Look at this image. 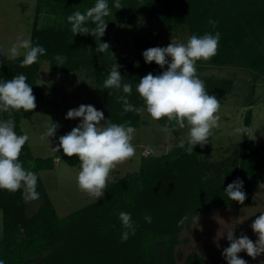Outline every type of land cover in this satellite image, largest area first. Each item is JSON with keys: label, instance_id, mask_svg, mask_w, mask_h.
<instances>
[{"label": "trees", "instance_id": "1", "mask_svg": "<svg viewBox=\"0 0 264 264\" xmlns=\"http://www.w3.org/2000/svg\"><path fill=\"white\" fill-rule=\"evenodd\" d=\"M95 2L37 0L38 14L47 9L59 17L56 26L38 28L37 21L34 22L31 41L34 46H43L46 54L27 67L20 66L23 57L0 64V80L26 75L35 103L44 104V91L37 82L42 61L49 62L51 79L81 69L90 70L95 94L106 106V119L117 124L131 121V126L139 129L144 125L141 115L124 113L122 104L117 102V97L123 95L122 89L101 86L112 65L119 64L122 82L133 86L129 101L142 107L143 100L136 92L139 79L148 73L159 75L167 69V66L161 69L155 62L146 63L143 56L132 61L111 56V49L117 43L111 33L118 29L113 18L119 16L131 22L140 14L155 18L175 37L181 28H187L190 36L219 32L217 54L208 61H197V67L238 66L254 72L255 79L264 75V0H120L121 9L113 7L115 0H108L110 15L105 17L107 29L100 38L110 44L105 53L95 51L96 37L74 35L67 20L73 12L83 13ZM210 20L218 21L215 28ZM88 27L95 25L89 22ZM56 55L67 58L62 66H57ZM202 80L209 95H215L220 103L232 90L231 81ZM29 114L13 111L18 135L23 134L22 121ZM3 116L7 118V114ZM252 120V111L248 110L244 126L252 128ZM159 121L167 123L166 118ZM171 134L178 136L177 130ZM251 144L250 136L242 135L240 150L221 165L203 159L207 144L203 148L196 145L191 154L187 152L186 142L165 155L142 157L139 170L108 184L101 201L59 218L40 175L55 168L54 158L35 157L27 141L19 159L26 170L36 173V190L42 204L35 214L29 215L28 203L22 199L23 189L15 193L0 190L3 214L0 260L4 264H179L175 252L177 239L186 226L194 225L195 214L208 215L223 207L240 211L255 198V187L264 168V152L252 149ZM64 160L72 167L80 165L75 156H66ZM238 178L243 181L247 196L243 205L231 201L224 192ZM121 211L131 213L136 225L135 234H130L124 242H121L124 231L119 220ZM145 215L152 217L151 223L145 221ZM183 217H187L185 223L178 226ZM182 264H206V260L193 252Z\"/></svg>", "mask_w": 264, "mask_h": 264}, {"label": "clouds", "instance_id": "2", "mask_svg": "<svg viewBox=\"0 0 264 264\" xmlns=\"http://www.w3.org/2000/svg\"><path fill=\"white\" fill-rule=\"evenodd\" d=\"M116 9L123 8L120 0H115ZM110 15L108 0H96L94 6L85 12L75 11L67 17L74 35H92L96 37L97 53L109 51L110 44L102 42L107 29L105 17ZM95 25L89 28L88 23ZM215 28L218 21L210 20ZM220 33L214 35L206 33L202 36L191 35L186 42L172 38L166 47H150L142 55L146 63L155 62L161 69H167L159 75L148 73L139 79L136 92L143 100V106L133 105L128 96L133 91L131 83L122 82L123 76L120 65L114 63L103 81V89H117L123 95L117 97V102L123 106V112H134L143 116L145 111L156 121L166 118L167 123L161 131L171 133L188 127L187 152L191 154L196 145L203 148L213 134V129L219 127L220 101L215 95H209L205 83L197 75V61H208L217 54ZM46 54L41 45H33L30 38L18 37L7 49L6 54L0 49V55L15 60L23 57L20 66L27 67L37 62L40 56ZM113 54V53H112ZM114 56V54H113ZM170 58V59H169ZM54 59L57 66H62L66 57L56 55ZM136 66L139 64L137 62ZM110 94V93H109ZM32 87L24 74H19L8 80H0V114H7L6 119H0V190L15 193L21 189L22 199L25 203L39 199L37 175L26 170L19 157L29 135L23 129V134L15 131L13 111H33L37 105ZM123 114V113H122ZM66 119H77L81 122L70 132L59 137L58 146L52 148L54 152L61 149L69 158L78 157L80 170L76 175L78 188L93 197L96 201L102 198L107 188L110 173L124 161L133 157L136 147L132 143L136 128L131 121L122 124L113 123L105 119L103 111L97 110L93 105L81 104L78 108L68 110ZM41 139L55 137L59 125L51 121L46 125ZM236 134L253 135V130L247 126L236 128ZM183 147V144H181ZM31 163V162H29ZM244 183L239 178L229 183L224 190L231 201L241 205L247 196ZM145 221L151 223L152 217L145 215ZM187 217L181 218L178 226L183 225ZM124 231L121 242L127 241L129 235H134L136 225L132 221L131 213H119ZM193 223H198L199 216L195 214ZM251 229L258 239L253 242L247 235L241 233L237 238L235 232L228 230L227 240L229 246L223 250V257L227 264H247V261L238 256L246 252L249 257L256 259L264 253V212L253 221ZM0 264H4L0 260Z\"/></svg>", "mask_w": 264, "mask_h": 264}, {"label": "rangeland", "instance_id": "3", "mask_svg": "<svg viewBox=\"0 0 264 264\" xmlns=\"http://www.w3.org/2000/svg\"><path fill=\"white\" fill-rule=\"evenodd\" d=\"M58 18L47 9L38 14L37 0H0V49L6 54L18 37L31 39L35 21L38 28H42L58 25ZM113 19L117 21L118 29L111 33L117 38V43L111 49V56L116 60H138L150 47H166L172 38L186 42L190 37L187 28H181L178 37H175L155 18L142 14L137 15L131 22H126L119 16ZM11 60L6 55H0V64ZM196 68L197 75L202 79L206 78L214 83L232 82L231 92L220 103L217 113L220 117L219 127L213 129L204 149L203 159L217 165L229 162L228 158L240 150L242 142V135L236 134L234 130L244 126L248 110L253 114L251 148L264 152V75L255 79L257 75L254 72L238 66ZM37 82L44 91L45 103H36L37 107L22 121V127L29 135L28 143L35 157L54 158L55 168L42 171L40 175L59 218H64L101 201L104 196L96 201L81 191L76 182L80 165L70 166L64 160L66 156L62 149L54 152L52 148L58 146L61 135L67 134L81 122L79 118L66 119L68 110L78 108L81 104H91L97 110L103 111L106 119V106L95 94L90 70L81 69L76 73L51 79L50 64L42 61ZM141 118L144 125L136 129L132 141L136 153L117 165L110 173L108 184L137 172L142 157L147 156L146 153L149 152V156L165 155L187 142L188 127L177 128L178 136H175L161 131L164 124L153 120L146 111ZM0 119H4L3 114H0ZM51 121L59 125L56 136L42 140L40 137L46 130L45 126ZM41 204L40 196L39 199L28 202L29 215L35 214ZM261 212H264V168L261 181L255 187V198L248 206L240 211L226 207L216 209L208 215L199 216L198 223L182 230L175 248L177 262L182 264L189 254L195 252L205 258L206 264H227L222 255L223 250L229 246L226 232L234 231L237 238L243 233L255 242L258 237L252 231L251 224ZM2 228L3 214L0 210V239ZM238 256L246 260L247 264H264V253L256 259L243 251Z\"/></svg>", "mask_w": 264, "mask_h": 264}, {"label": "built area", "instance_id": "4", "mask_svg": "<svg viewBox=\"0 0 264 264\" xmlns=\"http://www.w3.org/2000/svg\"><path fill=\"white\" fill-rule=\"evenodd\" d=\"M146 155H147V156H149V152H148V153H146Z\"/></svg>", "mask_w": 264, "mask_h": 264}]
</instances>
